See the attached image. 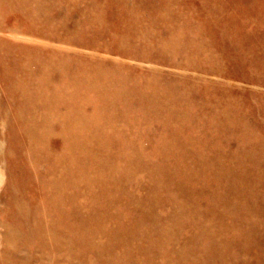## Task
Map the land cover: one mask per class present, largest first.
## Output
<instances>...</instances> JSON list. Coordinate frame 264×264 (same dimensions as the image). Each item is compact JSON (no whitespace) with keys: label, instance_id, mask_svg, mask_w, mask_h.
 <instances>
[{"label":"rangeland","instance_id":"374dc122","mask_svg":"<svg viewBox=\"0 0 264 264\" xmlns=\"http://www.w3.org/2000/svg\"><path fill=\"white\" fill-rule=\"evenodd\" d=\"M76 1L84 3L96 2L105 13L106 24L111 28V32L107 35L97 37L88 35L87 37H90V39L93 37L92 40H95V42L99 44H106L108 46L107 51H159L157 43L154 42L156 38L163 37L162 39L166 40L170 36V29L166 25H157L154 26L153 30L150 32V35H152L150 37V43L153 44L146 45L136 43L135 41L122 46L115 44L114 39L119 33L117 28L123 27V22L131 23L133 27V20L140 17L146 20L148 24L152 17L164 13L163 9H159L152 5L153 0ZM173 1H176V3L181 6V15L186 20L191 21L189 22L191 23V28L198 30L196 24L199 22L203 25L202 34H207L212 37V41L207 45V48L215 51L218 59L223 60V66L219 73L215 71L207 73L198 68L174 66L161 61L156 63L142 62L120 57L116 53H95L91 51L106 50H97L94 47H81L64 39H58L56 38L58 35L59 37L65 36L71 29L63 25V20L66 19L67 23H69V21L73 23L79 17V14L82 13L75 8L69 7H63V9L72 10L70 12V14L72 13L70 19L69 16L66 17L65 12L59 14L54 10L53 15H55V17L52 21L43 20L40 23H33L35 30L32 24L26 20V15L22 11L7 10L2 12L3 16H1L0 19L7 27V30L0 31V43H2L4 50L85 51L88 54H95L105 58L110 66L115 65L114 63L116 62H121L142 72H158L161 77H163L160 80L162 84L170 83L173 78L174 80L184 81V86H181L185 88H192V84L204 85L202 82H216L222 87L213 85L215 87V95L223 96L222 98L225 100L233 99L244 102L246 107L249 108V113L247 112L243 116V119L246 123L248 122L247 124L250 128L247 130L243 129V131H241V129L226 128L217 122H215V127H208L209 121H205V119L201 121L197 120L194 127L183 129L180 128L182 124L181 121L171 119L167 121V123H164L158 116L152 117V114H144L142 112H129V114L127 113L124 117H110L105 118V120H98L100 122L102 121L103 131L99 132V134L108 142L106 146L107 151H114L115 153L121 152L124 155H130L129 159L125 157V161L127 160L128 164L125 161L123 162L124 166L122 173L132 172V174L131 176L123 178L124 181L118 184L120 188L117 197L119 207L115 212H111L113 214L118 213V216L108 215L99 209L97 206L100 205L102 199L99 196L92 197V191L83 190L82 192H78L76 197L77 203L71 204L68 207L69 215L73 218L75 216V218H80L90 212L96 220L98 219L99 222H104L102 223L104 226L103 229L107 230V232L101 230L99 233L95 232L90 234L88 231L84 233L80 230L74 231V229L71 231L69 230L70 233H68L67 238L71 241L80 242H87V240L92 239L97 242L111 241L113 237L111 232H109L110 229L105 228H114L117 223H119V225L131 228L129 232L136 235V240L138 242L149 244L152 241H159L165 238V240H168L167 242L171 241L170 243L172 245L170 244V247L172 249L179 247L180 244H183L189 238L204 242V245H210L213 241H219L224 247L223 253H214L211 250L210 252H200L199 258H201L203 264H261V262L264 264V69L252 66L253 63H250L246 56L249 51L264 52V0ZM16 15H18V17ZM51 23L53 24L51 25ZM56 27H58V29ZM135 38L136 36L129 37L130 40H134ZM54 45H56V47H54ZM177 55V60H182L186 57L197 61L203 59L202 54L194 53V51H180ZM197 55H201V57L199 58ZM65 60H67V63L63 62L64 65L61 64L59 70H66L73 76H77L74 84L69 83L70 86H85L88 83L86 80L93 82L92 84L94 85L103 86L106 82V77H113L114 81H118V86L115 88H121L119 84V79L122 74L121 70L112 69L108 66L93 67L88 64V61H84L82 58L77 57ZM146 64H148V66ZM236 70H238V72ZM171 76L172 79H169ZM0 82V220L2 218V222L0 221V261L2 260L1 262H3H0V264H66L69 260L67 256L70 251L66 249L68 251L66 253L61 250L65 248L53 245V242L49 239L52 236V232L46 231L44 225L52 222V219L55 217L60 218V215L50 210L48 207L42 208L41 203L37 200H40V197L44 195L41 181L42 183L49 181V177L53 175L52 171L47 168V162H49L52 157L62 153L65 147L67 130L64 125L61 124L64 123V118L62 115L58 114L61 117L60 119L57 113H54L57 111H64L65 107L63 108L62 105H54L56 109L53 108L48 114L41 116V118L28 120L29 125L30 123H34V125H30L31 127L37 128L39 125L44 126L41 127V130H37V132L39 131L37 134L41 140L44 139L42 140L41 150H44L47 154V160L39 161L35 168L32 166V163L27 161L28 159L36 161V157L32 153H29V151L27 152V138H25V140L21 136L20 121L17 120L18 118L14 116L16 114L13 112L15 102L12 104L3 81L1 80ZM219 87L224 89L225 93L220 91ZM250 94L255 97H251ZM191 96L193 100L192 103H198L197 93L193 92ZM211 103L213 104L204 106L203 110L197 112L186 111L180 115H200L202 118L212 116L215 113L211 111V108L215 106L216 102L213 101ZM257 104L260 106H257L258 108L256 109L255 106ZM83 105L84 106L81 105L80 107L81 113L83 111L82 114L86 116L88 125L94 124L97 119L93 117L92 106L89 104ZM137 107L140 108L138 104ZM162 114L165 115L164 113ZM166 114L173 115L175 113ZM35 119L38 121H35ZM116 123L118 125L120 124V126H117ZM127 123L129 124L127 125ZM61 125L63 126L61 127ZM172 131L175 132V138L166 141L165 147L167 148L158 146V144L161 145L162 136ZM11 133L13 134L12 137ZM219 134L222 138L224 137V139H222ZM18 138L19 140H17ZM138 142L141 143L139 144ZM231 147L232 151H230ZM145 148L147 150H145ZM173 148L179 154H182L180 158L174 157V159L170 158V160L169 158H165L164 154L159 155L157 152V150L161 149L163 151L166 150L171 153H177ZM20 149H24V151ZM136 149L139 150L137 151ZM141 150H143L142 154ZM28 155L31 157L28 158ZM18 160L20 161L18 162ZM11 164H14L16 167ZM143 165L146 169L143 168ZM129 166L131 168H129ZM156 167L159 168L157 176L161 177V180L158 182L150 175V172ZM16 168L17 171L14 170ZM9 169L11 171H9ZM44 169H46V171ZM31 170L33 171L31 172ZM36 170L39 172L36 173ZM24 171L26 172V176ZM33 173L36 177L33 176ZM20 174L22 176H20ZM28 175L30 176L29 178ZM174 179L180 180L188 188V203L186 205L182 204L181 201L177 199L180 195V190L177 188ZM29 180L31 181L30 183H28ZM25 183L28 184L26 185ZM17 186L19 188H17ZM19 189L21 191H19ZM21 192L22 194H20ZM36 196L39 197L37 198ZM24 200H26V202H24ZM36 201H38L39 204L38 202L36 203ZM10 207L12 209H10ZM33 207L34 210L31 214L30 211ZM201 214L203 215L201 216ZM183 215H185V217ZM136 218H138L140 225H137ZM188 219H190V221ZM202 219L204 222H202ZM8 220H10V223ZM110 221L112 223H110ZM4 222H7L6 226H4ZM10 224L13 225L10 226ZM22 225L23 227H21ZM201 227H211V232L219 228H225L227 231L219 236H213L209 233L201 234L199 232ZM146 229H148L149 232H147ZM5 230L7 233H4ZM4 234L5 236L6 234L9 235H7L6 238L5 236L3 237ZM8 239L12 241H8ZM19 241H21V243ZM22 241H24L25 244ZM2 243L5 244V247ZM19 246L21 249L19 248L18 250ZM4 249L7 252H4ZM26 249H28L29 252ZM77 253L79 255L85 254L88 256L87 258L93 261L98 259L94 253L88 254V251L83 248H79ZM260 254L263 256H260ZM19 260L21 262H19ZM208 261L211 262L209 263Z\"/></svg>","mask_w":264,"mask_h":264},{"label":"bare ground","instance_id":"6f19581e","mask_svg":"<svg viewBox=\"0 0 264 264\" xmlns=\"http://www.w3.org/2000/svg\"><path fill=\"white\" fill-rule=\"evenodd\" d=\"M152 5L159 8V9H163L164 13L162 15H157V16L152 17L149 20L148 24H147L146 20H144L143 18H140V17L133 20V25H134L133 27H132L131 23L123 22V27L117 28V30H119V33H118V36L115 37L114 40H115V44L118 46H122L124 44H129V43H132L134 41L136 43H142V44H146V45L153 44V43H150V41H151L150 37L152 36V35H150L151 34L150 32L153 30V27L157 26V25H166L170 29V36L166 40L162 39L163 37L162 38L157 37L155 41L153 40L155 43H157V46L159 47V51H107L108 46L106 44H99V43L95 42V40H92L93 37H97V36H101V35H107L111 32V28L109 27V25L106 24L105 13L101 10L99 4H97L96 2L84 3V2L76 1V0H0V17L3 16L2 12L7 11V10L22 11L26 15L25 16L26 20L32 24V27L35 30L33 23H40L43 20L52 21L55 17V15H53L54 10L59 14L65 12L66 17L69 16V19H70L72 16L71 15L72 13L70 14V12L72 10L63 9V7L75 8L82 13L79 14V17L73 23H71L69 21V23H70L69 24L66 22V19H64L63 25L66 26L67 28L70 27L71 29L69 30L67 35L60 36V37L58 35L56 38H58V39L61 38V40L64 39L70 43H75L76 45L81 46V47H87V48H93L94 47L97 50H106V51H91V52H95V53H104V54L116 53L120 57H126V58H130V59L142 61V62L156 63L158 61H161L163 63H167V64L174 65V66L198 68V69L202 70L203 72H207V73H210L213 71L219 73L221 71V68L223 66V60L218 59L217 53L215 51H213L210 48H207V45H209L210 42L212 41V37L210 35H207V34H202V31H203L202 30L203 29L202 24H200L199 22H198V24H196V26H198V30H194V28H191V26H190L191 23H189L191 21L186 20L181 15V6L178 5L176 3V1H173V0H153ZM108 13H109V11H108ZM16 16L18 17V15H16ZM52 24L53 23H51V25ZM56 25H59V24H56ZM46 27H47V25H46ZM56 28L58 29V27H56ZM65 28H63V29H65ZM6 30H7V27L3 24V21L0 19V31H6ZM163 30H165V29H163ZM88 35L93 36V37L90 39V37H87ZM52 36H53V33H52ZM132 36H136L137 39L135 38L136 40L135 39L130 40L129 37H132ZM54 39H55V36H54ZM106 43H108V42H106ZM109 43H111V42H109ZM61 45H62V43H61ZM69 46H70V44H69ZM54 47H56V45H54ZM44 48H46V47H44ZM180 51H194V53L202 54L203 59L200 61H197L195 59H190V58L186 57L182 60H177L176 55ZM197 56L199 58L201 57V55H197ZM246 56H247L248 61L250 63L251 62L253 63L252 66L264 69V52L249 51L246 54ZM75 57L82 58L84 61H88L89 62L88 64H90V66H93V67L108 66L112 69L121 70L122 74H121V77L119 79L120 80L119 84H120L121 88L120 87H119V89L115 88L116 86H118V81L117 82L114 81L113 77L112 78L106 77V82L103 86L94 85V84H92L93 82H91L89 80H86L88 82L87 85L82 86V87L70 86L69 83L74 84V81H75V79H77V76H73L71 73L67 72L66 70H63V71L59 70V66H61V64L64 65L63 62L67 63V60H65V59H73ZM114 64L115 65L110 66L108 64V62H106L105 58L100 57L99 55H95V54H88L85 51H63V50H61V51H58V50L57 51H40V50L29 51V50H20V49L4 50L2 43H0V76H1V80L3 81V83L7 89V93L10 97L9 99L11 100L12 104H13V102H15L13 112H14V114H16L14 116H17L18 119L16 117H14V118L20 121L21 136L24 139L27 138V140L25 139L26 143H27V147H28L27 152L29 151V153H32L36 157V161H34V160L31 161V159L30 160L28 159L31 156L28 155L29 157L27 158L28 159L27 161L32 163V166H34L35 168H36L37 164L39 163V161L47 160V154L44 152V150H41L42 149V140H44V139L41 140L39 135L37 134L39 132V131L37 132V130L38 129L41 130V127H44V126L39 125V126H37V128L31 127L30 125H34V123H30V125H29L28 120H31L33 118H41V116L48 114L53 108L56 107L54 105H57V106L62 105L63 108L65 107L64 111L54 112V113H57V115L58 114L62 115V117L64 118V123H61V121H60V123L63 124L67 130L65 147H64V150L62 153H60L58 156L52 157L51 160H49V162H47V168H48V170L52 171L53 175L51 177H49V179H50V180L48 179L49 181H46L44 183H42V181H41V184H43L42 188L44 189V195H43V197H40V200L37 199L41 203L42 208L48 207L50 210L57 212L60 215V218L55 217L54 219H52V222L44 224L45 230L52 232V236L51 237L49 236L50 237L49 239L51 242H53L52 243L53 245L59 246L60 248H65V249H61V250L65 251L66 253L68 252L67 250L70 251L68 253V256H67V258H69V260L66 262V264H203L201 258H199L200 252H202V251L210 252V250H211L214 253H219V254L223 253L224 247L219 241L218 242L213 241L212 244H210V245L209 244L204 245V242L196 241L194 238H189L183 244H180L179 247H175L174 249H172L170 247L171 241L167 242L168 240H165V238H162L163 240L160 239L159 241H152L149 244L138 242L136 240V235L129 232V230H131V228H129L127 226L125 227L123 225H119V223H117V225L114 228H110V227L105 228V229H110V231L109 230L108 231L111 232V235L113 237V240H111V241L97 242V241H94L92 239V240H87V242H80V241H71L67 238L68 233H70L69 230L71 231V230L75 229L74 231L80 230L84 233H86L88 231L90 234L95 233V232L99 233L101 230H104L103 229L104 226L102 224L104 222H99L98 219L96 220L91 215L90 212L87 215L80 217V218H75L76 216L73 218L69 215L68 207L71 204L77 203L76 197H77L78 192H82L83 190L92 191V193H91L92 197L93 196H99L102 199L100 205L97 206L99 209H101L102 211H104L108 215L118 216L119 215L118 213L117 214L111 213L112 211L115 212V210L119 207L118 202H117V197L119 195L120 188L118 187V184H119V182L124 181L123 178H125L126 176H131V174H132V172L122 173V169L124 166L123 162L125 161V157H127L129 159L130 155H128V154L124 155L121 152L115 153L114 151L113 152L107 151L106 146H107L108 142L106 141V139L102 135L99 134V132L103 131L102 121L100 122L98 120H101V119L105 120V118H110V117H119V118L124 117L127 113L129 114V112H134V113L142 112L144 114L145 113L146 114H152L153 115L152 117L158 116V118H160L164 123H167V121H169L171 119L176 120V121H181L182 124H181L180 128H183V129L188 128V127H194L195 122L197 120L201 121L204 119H205V121L206 120L209 121L208 127H215V122H217V123L222 124L226 128L241 129V131H243V129L247 130L250 128L249 125L247 124L248 122L246 123L245 120L243 119V116L247 112L249 113V110H248L249 108L246 107V104L244 102H240L238 100L236 101L233 99L225 100L222 98L223 96L215 95L214 94L215 87L213 85L220 86V84H217L216 82H211V81L202 82V84H204V85L192 84V86H193L192 88L191 87L185 88V87L181 86V85H183V83H185L184 81L174 80V78L172 79V76H171V78H169V79H172L170 83L162 84V83H160V80L163 77H161V75L158 72H145V71L142 72V71H140L134 67H131V66L124 64V63H121V62H116ZM146 65L148 66V64H146ZM236 71L238 72V70H236ZM179 77H181V76H179ZM238 77H239V75H238ZM260 81H261V78H260ZM220 87H222V86H220ZM219 90L225 93L224 89L220 88ZM193 92L197 93V97L199 100L198 103H192L193 100H192L191 95ZM250 95H251V97L254 96L252 94H250ZM213 101H215L216 104H215V106L212 105L214 107L211 108V111H213L215 113L212 116L202 118L200 115H197V116L180 115L181 113H184L186 111L197 112L199 110H203L204 106H208L210 104H213V103H211ZM6 103H7V100H6ZM83 104H89L92 106L93 117L97 119V121H95L94 124L88 125V121L86 119V116L84 114H82L83 111L81 113L80 107H81V105L84 106ZM132 104H133V106H132ZM137 104L140 106V108L137 107ZM130 105H131V107H130ZM257 106H260V105L257 104L255 106L256 109L258 108ZM86 107H87V105H86ZM162 113H164L165 115H163ZM166 113H175V114L172 115V114H166ZM160 115H163V116H160ZM256 116H258V115H256ZM60 119H61V117H60ZM36 120L37 119H35V121ZM125 120H126V118H125ZM44 121H46V120H44ZM49 122H50V120H49ZM258 123H259V121H258ZM128 124L129 123H127V125ZM137 124H138V122H137ZM139 124H141V123H139ZM63 125H61V127ZM136 125H135V127H136ZM254 125H255V123H254ZM258 125H256V126L259 127ZM117 126H120V124L119 125L117 124ZM61 127H60V129H61ZM12 128H14V127H12ZM52 128H53V126H52ZM140 129H141V127H140ZM118 130H120V129H118ZM49 131H51V130H49ZM241 131H240V133H241ZM154 132H155V130H154ZM57 133H59V132H57ZM135 133H137V132H135ZM174 133L175 132L172 131V132L168 133L170 135H168V134L163 135L162 139H161V145L158 144V146L167 148V147H165V143L168 139L175 138ZM199 133H201V132H199ZM149 134H150V132H149ZM152 134H153V132H152ZM12 135L13 134L11 133V137H12ZM110 137H111V135H110ZM133 137H135V136H133ZM169 137H171V138H169ZM220 137H221V135H220ZM15 138H16V136H15ZM145 139H147V138H145ZM222 139H224V137ZM17 140H19V138ZM232 140H235V139H232ZM226 141H228V140H226ZM230 142H231V140H230ZM20 143H21V141H20ZM115 144H117V143H115ZM142 144H144V143H142ZM261 145H262V143H261ZM139 146H138V148H139ZM17 147H18V145H17ZM170 147H171V144H170ZM105 148H106V151H105ZM115 148H118V147H115ZM134 148H135V146H134ZM146 148H147V146H146ZM146 148H145V150H147ZM152 148H154V147H152ZM174 148H175V146H174ZM14 150H16V149H14ZM20 150L24 151V149H20ZM142 151L143 150H141V154L143 153ZM230 151H232V147H231ZM18 152H19V150H18ZM128 152H130V151H128ZM157 152L159 155L164 154V157L169 158V159L170 158L174 159V157L180 158L182 156V154H179L177 151L176 152L178 154L177 153H171L170 151H166V150L163 151L161 149L157 150ZM131 159L133 160L132 157H131ZM19 161L20 160H18V162ZM165 161H166V159H165ZM11 162H13V161H11ZM125 162L127 163V160ZM157 164H159V163H157ZM12 166H14V164ZM12 166H11V168H12ZM14 167H16V166H14ZM8 168H9V166H8ZM129 168H131V167L129 166ZM143 168H145L144 165H143ZM14 170L17 171V168ZM33 170H31V172ZM37 170H39V169H37ZM37 170H36V173H38L40 171L39 170L37 172ZM44 170L46 171V169H44ZM9 171H11V170L9 169ZM158 171H159V168L156 167L155 169H153L150 172V175L153 178H155L157 182L161 180V177L157 176ZM24 173L26 176L25 171H24ZM34 173H33V176H35ZM21 174H22V172H21ZM21 174H20V176H22ZM38 176H39V174H38ZM144 176H146V175H144ZM29 177L30 176L28 175V178ZM134 177H135V175H134ZM35 181H34V183H35ZM30 182L31 181L29 180L28 183H30ZM36 182H39V181H36ZM174 182L177 184V188L180 190V195L177 199L180 200L182 204L186 205L188 203V188H187V186L183 182H181L180 180L174 179ZM26 185H25V187H26ZM18 186H17V188H19L21 186V184L19 187ZM36 188H37V186H36ZM129 188L131 189L130 186H129ZM40 190H39V192H40ZM19 191H21V190L19 189ZM20 194H22V192ZM18 195H19V193H18ZM186 196H187V198H186ZM148 197H150V196H148ZM96 198H98V197H96ZM174 198H176V197H174ZM38 201H36V203ZM24 202H26V200H24ZM39 202H38V204H39ZM27 204H28V201H27ZM31 204H33V203H31ZM6 207H8V206H6ZM204 208H205V206H204ZM10 209H12V208L10 207ZM28 209H31V208H28ZM33 210H34V207L31 211L29 210L31 212V214H32ZM186 212H188V211H186ZM52 215H53V212H52ZM96 215H98V214H96ZM185 215H183V216L185 217ZM202 215L203 214H201V216ZM8 216H9V214H8ZM189 216H187V217H189ZM52 217H54V216H52ZM102 218H104V217H102ZM210 218H212V217H210ZM4 219H5V216H4ZM8 219H10V218H8ZM1 220H2V218H1ZM135 220L137 222V225H140L138 218H136ZM188 220L190 221V219H188ZM8 221L10 223V220H8ZM202 222H204L203 219H202ZM4 223H5L4 226H6L7 222H4ZM4 223H2V224H4ZM30 223L32 225L31 220H30ZM110 223H112V222L110 221ZM11 225H13V224H10V226ZM21 227H23V225ZM186 227H187V225H186ZM30 229H32V228H30ZM184 229H186V228H184ZM23 230L21 231L22 233H23ZM25 230H27V229H25ZM104 231L107 232V230H104ZM146 231L149 232L148 229H146ZM226 231L227 230L225 228H219L218 230H213L212 232H211V227H201L199 229V232L201 234L209 233L210 235H213V236H219L220 234H224ZM257 231H258V229H257ZM5 232L7 233L6 230L4 231V233ZM34 234H35V232H34ZM188 234H189V232H188ZM7 235H9V234H6V236L4 234L3 237L5 236L7 238ZM111 235H109V236H111ZM32 237H33V234H32ZM163 237H166V236H163ZM71 238H73V237H71ZM34 239H36V238H34ZM109 239H110V237H109ZM171 239H172V236H171ZM260 239H261V237H260ZM9 240H11V239H8V241ZM143 241L145 242L144 238H143ZM19 242L21 243V241H19ZM22 242L25 244L24 241H22ZM3 245L5 247V244H3ZM34 247H35V245H34ZM6 248H7V246H6ZM15 248H17V247H15ZM19 248H20V246L18 247V250H19ZM79 248L86 249L88 251V254L94 253L98 259L96 261H93L92 259L87 258L88 256L85 254L79 255L77 253ZM5 249H4V252L6 251ZM1 250H3V249H1ZM24 250H25V248H24ZM26 250H28V249H26ZM8 251H10V250H8ZM28 252H29V250H28ZM6 254H8V253H6ZM26 255H27V253H26ZM261 255L262 254H260V256ZM40 257H42V256H40ZM49 259H50V256H49ZM41 260H42V258H41ZM259 260H260V258H259ZM262 260H263V258H262ZM4 261H5V259H4ZM19 262H21V261L19 260ZM1 263H3V262H1ZM215 264H217V263H215ZM261 264H262V262H261Z\"/></svg>","mask_w":264,"mask_h":264}]
</instances>
